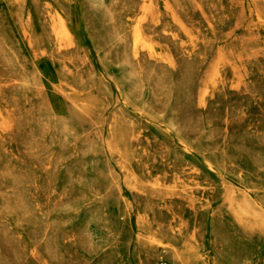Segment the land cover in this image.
Here are the masks:
<instances>
[{"label":"rangeland","instance_id":"374dc122","mask_svg":"<svg viewBox=\"0 0 264 264\" xmlns=\"http://www.w3.org/2000/svg\"><path fill=\"white\" fill-rule=\"evenodd\" d=\"M0 264H264V0H0Z\"/></svg>","mask_w":264,"mask_h":264}]
</instances>
